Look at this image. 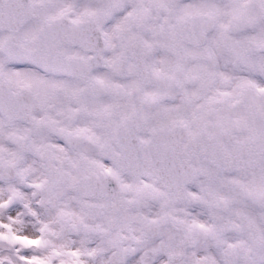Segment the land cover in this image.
I'll return each instance as SVG.
<instances>
[{"label": "snow or ice", "instance_id": "snow-or-ice-1", "mask_svg": "<svg viewBox=\"0 0 264 264\" xmlns=\"http://www.w3.org/2000/svg\"><path fill=\"white\" fill-rule=\"evenodd\" d=\"M0 264H264V0H0Z\"/></svg>", "mask_w": 264, "mask_h": 264}]
</instances>
